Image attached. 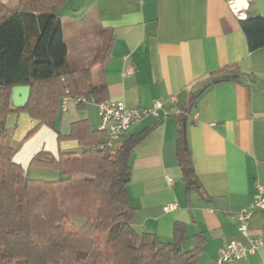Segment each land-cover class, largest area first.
Segmentation results:
<instances>
[{
  "label": "crops",
  "instance_id": "obj_1",
  "mask_svg": "<svg viewBox=\"0 0 264 264\" xmlns=\"http://www.w3.org/2000/svg\"><path fill=\"white\" fill-rule=\"evenodd\" d=\"M82 1L79 10L93 15L97 41L104 32L113 37L105 64L92 68L93 82L105 85L107 98L131 108L162 102L161 117L147 116L132 124L116 144L144 132L129 156L131 227L170 241L179 225L186 235L183 249L192 250L202 240L198 264H217L220 246L231 239L245 242L237 231L236 214L253 200L257 182L264 188V46L248 49L240 21L226 0ZM244 7L246 17L264 18V0H248ZM60 20L64 38L61 15ZM78 47L86 50L84 44ZM67 61L81 66L68 60V49ZM91 62L92 56L83 66ZM126 65L134 70L129 77L122 75ZM224 74L235 76L201 88L191 104L190 94L201 90L195 91L201 82ZM62 100L63 96L55 125L58 133L68 134L78 120L97 130L94 103L78 104L68 97L63 109ZM183 110L201 191L186 190L175 155L177 116ZM6 126L10 144L17 147L13 160L31 179L61 178L57 170L29 167L37 152L80 151L76 140L58 141L55 131L26 112L9 114ZM46 131L48 139L41 137ZM172 202L176 208L164 211L163 206ZM248 228L251 236H264V210L252 211ZM233 264H264V246Z\"/></svg>",
  "mask_w": 264,
  "mask_h": 264
},
{
  "label": "trees",
  "instance_id": "obj_2",
  "mask_svg": "<svg viewBox=\"0 0 264 264\" xmlns=\"http://www.w3.org/2000/svg\"><path fill=\"white\" fill-rule=\"evenodd\" d=\"M66 1L17 0L14 7L0 3V264H198L202 240L184 250L181 226H175L170 241L131 227L129 156L144 132L114 149L94 150L90 147L104 142V132L92 130L86 120L73 122L66 135L57 132L62 96L107 98L105 85L93 82L92 68L105 64L113 40L104 32L106 41L87 66L68 63L58 14ZM239 21L248 49L263 47L264 18L247 16ZM15 85L31 89L27 103L12 109L10 92ZM201 91L190 94L191 104ZM183 111L177 116L175 155L186 190L201 191ZM18 112L55 131L58 141H77L79 152L53 155L41 150L30 160L29 167L57 170L60 179H31L13 160L17 147L10 144L6 118ZM72 218L83 223L69 230Z\"/></svg>",
  "mask_w": 264,
  "mask_h": 264
},
{
  "label": "built area",
  "instance_id": "obj_3",
  "mask_svg": "<svg viewBox=\"0 0 264 264\" xmlns=\"http://www.w3.org/2000/svg\"><path fill=\"white\" fill-rule=\"evenodd\" d=\"M248 0H226V6L237 20H244L246 18L244 12V5ZM133 67L126 65L123 69L122 75L129 77L133 74ZM67 95L63 96L62 108L65 107V100ZM76 103L92 102L97 108L99 116V124L97 130L104 132V142L97 146L90 147V150L95 148H110L114 149L119 139L123 136L126 130L134 123L139 122L147 116L155 118L161 117L160 109L162 102L155 100L148 108H131L128 107L124 101L106 98L101 101H95L93 97L85 98L78 96L73 98ZM170 182V178H166ZM264 188L260 183H256V193L253 200L248 206L241 208L236 214L237 231L245 239V242L231 239L224 243L218 249V256L215 260L217 264H233L236 261L246 258L249 254L255 253L260 247L264 246V236H251L248 232V223L252 211L255 208L264 210ZM176 208V203H168L163 206L164 211H171Z\"/></svg>",
  "mask_w": 264,
  "mask_h": 264
},
{
  "label": "rangeland",
  "instance_id": "obj_4",
  "mask_svg": "<svg viewBox=\"0 0 264 264\" xmlns=\"http://www.w3.org/2000/svg\"><path fill=\"white\" fill-rule=\"evenodd\" d=\"M1 4L14 7L17 4V0H0ZM73 4V5H72ZM83 1L81 0H69L67 5H63L58 14L64 21V41L68 49V60L75 61L79 65L83 66L90 56L92 59L100 52V47L104 41H106V34H100L102 40L97 41L96 26L94 24L93 15L90 12L79 10ZM74 10H72V6ZM74 11V12H72ZM84 44L86 50L80 51L79 47ZM59 174H61L59 172ZM62 177V174H61ZM83 223L82 219L72 218L71 222L67 225V229L74 230Z\"/></svg>",
  "mask_w": 264,
  "mask_h": 264
},
{
  "label": "water",
  "instance_id": "obj_5",
  "mask_svg": "<svg viewBox=\"0 0 264 264\" xmlns=\"http://www.w3.org/2000/svg\"><path fill=\"white\" fill-rule=\"evenodd\" d=\"M234 74H224V75H215L211 78L201 82L196 88L195 91H198L201 88H204L208 85H210L213 82L223 80V79H229L231 77H234ZM30 86L29 85H15L11 88L10 92V107L12 109H17L22 106H24L30 95Z\"/></svg>",
  "mask_w": 264,
  "mask_h": 264
},
{
  "label": "bare ground",
  "instance_id": "obj_6",
  "mask_svg": "<svg viewBox=\"0 0 264 264\" xmlns=\"http://www.w3.org/2000/svg\"><path fill=\"white\" fill-rule=\"evenodd\" d=\"M49 131H46V133H44V135H42L41 137H45L46 139H48L50 136H49Z\"/></svg>",
  "mask_w": 264,
  "mask_h": 264
}]
</instances>
